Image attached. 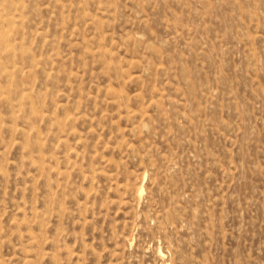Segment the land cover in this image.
<instances>
[{"label": "rangeland", "instance_id": "rangeland-1", "mask_svg": "<svg viewBox=\"0 0 264 264\" xmlns=\"http://www.w3.org/2000/svg\"><path fill=\"white\" fill-rule=\"evenodd\" d=\"M170 261L264 264V0H0V264Z\"/></svg>", "mask_w": 264, "mask_h": 264}, {"label": "bare ground", "instance_id": "bare-ground-1", "mask_svg": "<svg viewBox=\"0 0 264 264\" xmlns=\"http://www.w3.org/2000/svg\"><path fill=\"white\" fill-rule=\"evenodd\" d=\"M7 23H9V22H7ZM7 25V24H6ZM9 25V24H8ZM9 30V29H8ZM8 34V33H7ZM5 40V39H4ZM5 47V46H4ZM9 74V73H8ZM142 190H143V187L142 186H140V189H139V192H140V194H141V192H142ZM139 194V193H138ZM32 238V237H31ZM159 251H160V249H159ZM162 252V251H161ZM158 255H159V253H158ZM161 255H163V254H161ZM160 256V255H159ZM167 264H172L171 263V261L170 262H168Z\"/></svg>", "mask_w": 264, "mask_h": 264}]
</instances>
